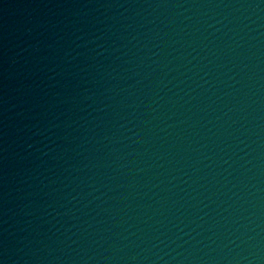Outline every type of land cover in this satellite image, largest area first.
I'll use <instances>...</instances> for the list:
<instances>
[{
  "label": "water",
  "instance_id": "95a60500",
  "mask_svg": "<svg viewBox=\"0 0 264 264\" xmlns=\"http://www.w3.org/2000/svg\"><path fill=\"white\" fill-rule=\"evenodd\" d=\"M0 264H264V0H0Z\"/></svg>",
  "mask_w": 264,
  "mask_h": 264
}]
</instances>
